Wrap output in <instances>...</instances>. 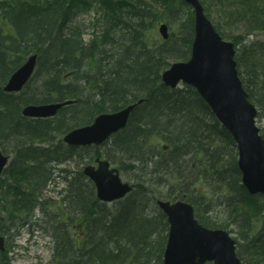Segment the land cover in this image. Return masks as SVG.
Masks as SVG:
<instances>
[{"label": "trees", "instance_id": "16d2710c", "mask_svg": "<svg viewBox=\"0 0 264 264\" xmlns=\"http://www.w3.org/2000/svg\"><path fill=\"white\" fill-rule=\"evenodd\" d=\"M93 1L114 20L115 36L114 30L103 34L109 48L85 41L73 24L77 0H21L18 10L0 0V147L12 155L3 175L14 178L16 188H9L18 192L23 211L11 226L38 220L40 227L46 225L54 242L48 264H164L169 224L157 200H185L204 226L238 234L237 252L245 264H264V196L250 194L243 185L232 135L194 87L171 88L162 82L171 62L190 56L193 13L185 17L166 2L174 30L163 40L157 30L162 15L144 0ZM226 1L241 13L215 26L235 43L239 75L258 108V123L264 124V39H247L233 28L241 16L248 27L263 29L264 0ZM31 53H38V63L30 81L18 94L4 92L10 75ZM39 78L41 85L33 87ZM69 99L75 101L53 118L22 114L28 102ZM140 99L144 102L128 125L100 146H71L59 138L100 113ZM98 156L133 176L125 198L107 203L97 197L83 168ZM68 161L78 169L61 170L66 181L62 196L44 198L42 190L57 165ZM19 180L26 182L23 192ZM6 222L12 224L0 211V234H9ZM6 260L2 252L1 262Z\"/></svg>", "mask_w": 264, "mask_h": 264}, {"label": "water", "instance_id": "95a60500", "mask_svg": "<svg viewBox=\"0 0 264 264\" xmlns=\"http://www.w3.org/2000/svg\"><path fill=\"white\" fill-rule=\"evenodd\" d=\"M194 10V40L187 61H175L162 74L163 82L172 88L182 83L193 86L207 102L219 121L232 134L239 151V168L243 184L251 194L264 195V137L257 125V108L248 98L239 77L235 60L236 48L217 32L204 11L200 0H184ZM161 35L169 37L168 25L159 27ZM38 61V53L28 57L12 74L3 90L18 92L31 78ZM67 100L57 103L30 105L23 113L28 117L54 116ZM130 104L112 113H102L91 125L73 129L64 136L69 145L101 144L112 134L125 128L131 112L141 103ZM10 156L0 149V175ZM98 166L87 165L84 174L94 181L97 196L112 202L126 196L132 185L124 181L107 159H97ZM169 223L164 251V264H244L237 254L236 240L222 228H207L195 217L192 204L187 201L158 200ZM5 239L0 236V250ZM3 264H9L5 262Z\"/></svg>", "mask_w": 264, "mask_h": 264}, {"label": "rangeland", "instance_id": "374dc122", "mask_svg": "<svg viewBox=\"0 0 264 264\" xmlns=\"http://www.w3.org/2000/svg\"><path fill=\"white\" fill-rule=\"evenodd\" d=\"M10 4L15 6V9L18 10V6L23 5L21 0H7ZM70 1V0H69ZM80 2V5L77 4L72 12H76L74 16L73 24L77 26L83 33V38L85 41H94L97 40V43L104 44L102 46H106L109 48L111 44L105 42L103 38V34L111 30L113 35L115 36V28L114 20L111 19L109 10L105 8L104 5H101L97 1L93 0H77ZM148 5H151L159 15H162L160 18L161 22L168 23L166 15V9L168 4L166 2H171L173 9L178 10L181 14H184L185 17L189 18L188 11L190 10L193 13L192 8L186 4L187 8L182 7L183 0H144ZM204 6L205 12L208 17L211 19L213 24L219 21L221 18H226L228 15H233L237 12L238 8L235 5H232L230 8L229 2L226 0H200ZM69 4V3H68ZM170 5V6H171ZM234 7V8H233ZM29 13L31 10H25ZM109 18H108V16ZM193 15V14H192ZM179 17V16H178ZM236 20V25H234V30L236 33H240L247 39H264V28H250L247 24V19L243 17H239ZM169 24V23H168ZM170 32L174 30L173 26L169 24ZM112 36V35H111ZM116 41V38L115 40ZM71 73H69L70 75ZM75 76H71L70 80L74 81ZM76 78V77H75ZM33 87H39L41 85V78L37 79L34 83L31 84ZM57 115V114H56ZM54 116H48L44 118H53ZM30 119H37L38 117H28ZM260 127L264 124L263 122L259 123ZM64 136L61 137L62 141H64ZM66 144V143H65ZM12 157V155H11ZM111 162V161H110ZM94 163V162H93ZM112 166L119 168V166L115 162H111ZM58 170L54 171L52 174V180L46 186L42 193L44 198H49L51 200H58L62 196V191L66 185V181L63 178L62 169H69L70 171H76L78 169L77 163L74 161L73 163L68 161L64 164L57 165ZM122 178L125 181L130 182L134 186L133 176L129 174H125L124 172L120 173ZM11 174H5L0 179H3V183H0V211L4 214L6 219L12 224L6 222L5 225H13L18 224V220L16 219L21 213V197L18 196V192H13L9 187L11 185L16 188L13 184L14 178L10 177ZM13 179V180H12ZM16 183V182H15ZM17 183L23 185L21 187V191L26 188V182L21 180L17 181ZM18 184V185H19ZM28 191V190H27ZM16 218H15V217ZM41 214L39 211L36 212L35 217H40ZM13 217V220L9 219ZM41 220L33 223L32 225H25V227H17L13 230L14 235H11L9 238L7 237V245L5 254L7 256V261L9 264H48L53 256V246L54 242L48 231L44 228L46 225H43V228L40 227ZM9 229V227H8ZM230 232V231H229ZM231 235L238 239V234L235 231L230 232ZM0 264L1 262V253H0ZM212 264V263H207Z\"/></svg>", "mask_w": 264, "mask_h": 264}, {"label": "bare ground", "instance_id": "6f19581e", "mask_svg": "<svg viewBox=\"0 0 264 264\" xmlns=\"http://www.w3.org/2000/svg\"><path fill=\"white\" fill-rule=\"evenodd\" d=\"M7 6L10 8V9H14L15 8V6L13 5V4H10V3H8L7 4ZM234 8V7H233ZM247 8V7H246ZM244 9V8H243ZM255 27H256V25H254ZM256 28H261V26H258V27H256ZM25 63V60L13 71V73H15L23 64ZM12 73V74H13ZM12 74L10 75V77L12 76ZM10 77L8 78V80L10 79ZM8 80L6 81V83L4 84V86L7 84V82H8ZM23 90V89H22ZM22 90H20V91H18V92H16V94H18V93H20ZM69 104H71V103H69ZM30 105H41V103H33V102H28V103H26V104H24L23 106H22V114L24 115V113H23V110H24V108H26L27 106H30ZM25 117H27L26 115H24ZM115 134H116V132H115ZM238 158H239V155H238ZM9 166V164L7 165V167ZM238 166H239V164H238ZM6 167V168H7ZM3 176V175H2ZM245 186V185H244ZM245 188L247 189V187L245 186ZM247 191H248V189H247ZM249 192V191H248ZM250 193V192H249ZM251 194V193H250ZM126 196H124V197H122L121 199H123V198H125ZM188 202V201H187ZM190 203V202H189ZM191 204V203H190ZM8 227H9V229H8ZM25 227V226H24ZM4 228L5 229H7V231H8V235H6V234H0V236H2V237H4V239H5V241L7 242V237L9 238L11 235H14V231L13 230H15L16 228L14 227V226H8V225H5L4 224ZM18 229H20V228H18ZM10 230V231H9ZM2 252H4V250H0V253H2Z\"/></svg>", "mask_w": 264, "mask_h": 264}]
</instances>
